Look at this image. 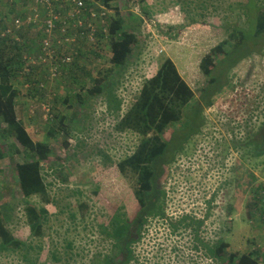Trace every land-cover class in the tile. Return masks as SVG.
I'll list each match as a JSON object with an SVG mask.
<instances>
[{"label":"rangeland","instance_id":"374dc122","mask_svg":"<svg viewBox=\"0 0 264 264\" xmlns=\"http://www.w3.org/2000/svg\"><path fill=\"white\" fill-rule=\"evenodd\" d=\"M246 2H111L108 20L116 9L123 19L136 22L135 25L139 20L142 22L137 33L138 47L133 49L127 66L113 73L117 83L110 100L105 93L92 97L84 95L100 72L111 69L110 49L103 36L97 37L88 48L82 44L70 67L62 68L58 78L51 83L33 75L34 72L27 79L12 77L14 87L19 90L17 118L33 141L45 142L52 150L42 173L51 202L45 203L37 198L29 200L37 207L45 206L49 212L40 262L54 264L48 259L49 249L54 246L61 253L67 243H71L72 251L69 264H96L106 257L118 260L120 256L113 250V240L105 238L100 229L106 225L115 207H124L122 210L130 218L134 215L135 175L120 172L117 164L134 151L140 136L130 129L120 131L116 125L136 101L144 81L156 74L166 58L173 61L181 78L192 89L194 100L198 99L207 81L199 68L200 61L213 47L229 39V27L234 23L247 27L243 11L239 9V5L245 6ZM18 3L16 0L11 8L14 14L9 16L6 11L9 6L0 0V16L6 12L8 17L22 18L23 11L26 12L29 6ZM97 5H93V10H101V4ZM21 29L11 33V37L19 39ZM25 39L36 40L37 36L32 32ZM7 44L14 45V42ZM4 48L8 53L9 48ZM258 52L251 51L227 72L226 84L211 97V105L203 108L204 124L200 133L186 141L173 161L165 166L158 180V190L164 193V200H168L166 204L181 210L197 208L202 211L200 216L215 196L221 202L212 207H216L213 215L220 217L221 227L210 225L206 229L205 244L223 240L228 244L227 254L236 253L238 256L257 249L258 264H264V155L252 157L247 162L245 152L239 151L235 177L230 173L234 156L224 162V145L231 136L229 132L236 133L238 143H245L250 133L258 136L256 134L264 123V46ZM220 57L218 55L216 60ZM218 68L216 72H219ZM36 81L42 88L35 85ZM77 94L82 96V105L75 97ZM116 101L120 103L118 111L113 107ZM54 114L58 115L55 120ZM61 115L66 118L60 123ZM179 126L177 123L170 125L164 138L168 140ZM59 128L70 136L66 137ZM49 129L57 132L53 139L48 136ZM64 142L68 143L67 148L62 146ZM12 143H15L13 138L0 140L4 151ZM19 162H22L21 155L0 159V205H16L17 219L7 226L15 238L25 241L29 239L30 231L13 169V163ZM227 183L230 191L224 192ZM171 199H174L172 205ZM82 203L88 206L83 214L79 210ZM70 214L75 217L70 218ZM212 233L214 236L210 235ZM152 234L151 226L145 229V235L141 236L144 240L131 247L135 251L134 260L126 264H153ZM164 236L165 232L158 238L160 243ZM191 242L176 241L166 245L167 249L173 246L180 250L178 254L170 255L169 264H216L205 255L202 247L198 256L191 248ZM17 259L14 256L0 257V264H20Z\"/></svg>","mask_w":264,"mask_h":264},{"label":"trees","instance_id":"16d2710c","mask_svg":"<svg viewBox=\"0 0 264 264\" xmlns=\"http://www.w3.org/2000/svg\"><path fill=\"white\" fill-rule=\"evenodd\" d=\"M97 1L106 8H110V3L115 0ZM4 2L11 8L12 2ZM239 9L243 11L242 15L246 18L247 27H240L234 23L229 27L231 30L229 39L217 44L201 59L199 68L207 81L203 85L198 99L194 100L192 89L181 78L173 61L166 58L158 67L156 74L144 81L136 101L117 123L118 130L130 129L140 136L134 151L117 164L120 172H130L135 175L133 193L139 201L140 209L139 214L132 221L128 220L126 216L123 217L125 214L120 215L119 209L116 207L113 209L110 223L101 226L100 233L105 238L113 240V250L120 257L118 260L106 257L96 264H126L134 260L135 251L131 248L135 243L134 237L142 232L143 225L153 214L155 201L159 200V197L153 195V192L159 189L158 180L162 176L165 166L173 161L174 155L182 150L186 141L194 134L200 133L204 124L203 108L211 105V97L216 95L220 88L226 84L227 72L242 58L248 56L251 51L259 53L258 51L264 46V2L247 0L245 6L239 5ZM147 15L149 14L147 13ZM20 19L24 20L25 17ZM141 22L139 20V24L135 25L136 22L123 19L118 10L113 9V16L107 20L108 34L103 35V39H106L110 49L111 69L104 73L100 72L93 79L91 88L84 92L85 97L105 93L109 100L112 98L113 87L117 83L113 73L127 66L133 49L138 47L137 33H139ZM2 25L1 21L0 26ZM31 26H40V24ZM97 36L101 37L102 33H98ZM4 47L5 41L0 39V140L13 138L15 143L7 146L6 151L0 146V159L8 155H21L22 162L13 163V169L15 170V182L23 198L24 217L30 236L25 241L13 236L7 225L17 219V215L15 216L16 205L11 206L9 203L0 205V257L14 256L16 259L18 258L17 261L20 264H44L40 262V255L43 252L42 240L49 212L45 206L37 207V205L29 203V200L37 198L45 203L51 202L48 199L47 185L42 173L43 165L49 161L52 150L45 142L33 141L17 118L16 100L19 90L14 87L12 77L16 78L21 72V60L18 54L9 56ZM218 55L221 57L216 60ZM217 68L219 72H216ZM35 85L42 88L37 85V82ZM75 97L82 105L84 102L82 96L77 94ZM119 106L120 103L116 101L113 106L114 110L118 111ZM57 116V114L53 115L54 120ZM65 118V115H61L59 122L61 123ZM175 123L180 125L179 128H176L171 137L166 140L163 136L165 130ZM59 130L66 137L70 136L68 132H64V129L59 128ZM56 135L55 129L48 130V136L51 139ZM256 135L258 136L254 137L253 135L250 147L249 142L244 144L245 160L249 156L264 155V123ZM62 146L67 148L68 143L64 142ZM87 208L85 203L79 204L81 214ZM74 217L75 214H70V218ZM202 248L205 250V255L215 260L216 264H224L227 261L230 264L235 262L236 264H258L259 250L257 249L250 254L240 256L236 253L227 254L228 244L223 240L208 241ZM175 250L177 249L172 247V251ZM71 254V243H67L61 253L52 246L48 251V259L54 264H69L72 259ZM169 263L168 257L166 262L159 261L156 264Z\"/></svg>","mask_w":264,"mask_h":264},{"label":"crops","instance_id":"0c3cea01","mask_svg":"<svg viewBox=\"0 0 264 264\" xmlns=\"http://www.w3.org/2000/svg\"><path fill=\"white\" fill-rule=\"evenodd\" d=\"M81 1L83 5L79 8L78 16L80 17L72 18L71 16L73 12L75 13V10H76L74 6L75 0H46V2L44 0V2L42 3H35L33 0H17V2H19L18 5L21 2V4L27 3L26 6H29L26 12L23 11L22 17L26 18L31 13V7L35 8L37 11V15H38L36 19L37 20L36 23H39L40 26H42V28H40V26H31V25L22 27L21 29L22 31L18 33L19 39L17 38L13 39L11 35L4 36V37L1 36V33L3 31H5L8 27L12 26L13 19H15L16 17H8L6 12L3 13L4 17L0 16L1 17L0 20L3 22V25L0 26V28H2L0 29V39H3L5 41V47L9 48L8 49L9 56L14 55L12 48L17 50L18 53L20 54L19 56L21 60L20 70L24 74V76H22L19 73L18 76L21 79H27L28 77L32 76L34 72L33 75H38L39 77L45 79V81L49 83L55 81L60 75L62 69L55 77H52L49 73V69L51 67L50 62L57 63V60L60 55L62 54L66 55L70 53L71 57L69 56V63L61 66L63 69H66L70 67V65L72 64L73 59L75 58L74 55L79 53V49H80L79 47L82 44L86 45V47L88 48L90 44H93L95 40H97L98 33H102V36L103 35L106 36L108 34V31H107V27H108L107 20L109 16L108 8H106L99 1L97 3V0H81ZM15 2L16 0L12 2L11 8L15 6ZM94 4H98L97 6L101 4L102 6L100 5V8H103L104 10H106V17H104L105 19L98 18V17H96L95 19H91L90 15H92L93 12L99 13L101 11L98 8L93 10ZM11 8L8 7L6 10L9 16H11L13 13ZM50 15H54L58 17L56 22L54 23V32L52 33V37L50 39L51 40L50 49L53 52L52 53L53 58L48 59V57H46L45 61L43 62H46V61H50V62L41 63V62H38L37 58L39 54L40 56L44 54L42 51V41L44 39L43 24L49 18ZM89 24H91L92 27L94 28V33H93V37L95 36L94 42L88 41L89 33H90V30L88 29ZM63 28L66 29L65 32H62ZM32 32L36 34L37 39L36 40L31 39V41H26L25 37L28 36ZM9 42H12V43L14 42V45H8L7 43ZM30 60H35L36 64L33 67V69L30 70V72L25 73L24 72L25 64L29 62Z\"/></svg>","mask_w":264,"mask_h":264},{"label":"flooded vegetation","instance_id":"af4514ba","mask_svg":"<svg viewBox=\"0 0 264 264\" xmlns=\"http://www.w3.org/2000/svg\"><path fill=\"white\" fill-rule=\"evenodd\" d=\"M238 92V91H237ZM231 133V136L229 139L225 141L224 145V162H228V159H231V156H234L233 160L234 163L231 162V165L234 166L230 170V173L233 174V177L237 175V164H238V152L244 151V144L249 142V147L251 146V143L253 141V135H249L246 138L245 143H238L237 142V135L234 131L229 132ZM199 133L194 134V136L198 135ZM193 137V136H192ZM219 152L217 151V155ZM223 154V153H222ZM221 155V153H220ZM219 157V156H218ZM252 159V156H249V159H246L245 161H250ZM243 160V159H242ZM241 160V162H242ZM172 162V161H171ZM170 162V163H171ZM169 163V164H170ZM230 184L227 183L224 186V192L230 191L229 187ZM228 188V190H227ZM221 189V187L219 188ZM153 195L159 197L158 201H155V204L153 206V214L149 216L145 224L143 225V230L139 235H135V243H141L144 238L141 237L142 235H145V229L149 228L150 226L153 228V234L151 235V239L153 240V264H156L157 262H163L167 261L168 257L170 258V255H176L180 252L175 250L172 251V248L169 247L167 249L168 244H171V242H182L184 244L186 240L189 242L192 241L191 248L193 251L200 256L201 254L199 251L201 250V247H204L205 244V234L206 229L210 228V225H219L218 228L221 227L220 225V217H216L213 215V211L216 210L215 208H212L216 204H220L221 201H217L215 199V196L213 197L214 200L210 201L208 203L207 208L205 207V210H203L202 216L199 214L202 212H199L197 208L194 210H187V209H179L176 206H170L167 203L168 200H164V193L161 190H156L153 192ZM134 199V205H135V212L133 217H128L126 213L122 210L124 207L119 209L120 215H123V217H127L128 220L132 221L139 213V201L137 200L134 193L132 194ZM167 196V195H166ZM172 201L174 199H171L170 204L172 205ZM193 210V211H192ZM113 216V213L109 217L106 225H108L111 221V218ZM230 218V217H229ZM209 219L210 222H207ZM212 221V222H211ZM213 229H217V227H214ZM165 232V236L162 238V243H160V236H162V233ZM214 236V235H213ZM215 238V237H214ZM190 243V244H191ZM170 246V245H169ZM173 247V246H172ZM170 252V253H168ZM137 257V256H136Z\"/></svg>","mask_w":264,"mask_h":264},{"label":"built area","instance_id":"2783aa9c","mask_svg":"<svg viewBox=\"0 0 264 264\" xmlns=\"http://www.w3.org/2000/svg\"><path fill=\"white\" fill-rule=\"evenodd\" d=\"M3 1H9L10 3L13 1V0H3ZM35 3H42L44 2V0H33ZM46 2V0H45ZM83 5L82 1L81 0H75V13L73 12L72 14V18L75 17V18H79L80 16L79 15V8ZM74 8V9H75ZM101 11L99 13H94L92 15H90L91 19H95L96 17L98 18H104L106 17V10H104L103 8H100ZM38 15H37V11L35 8H32L31 9V13L30 15H28L24 20L22 19H19L18 17H16L15 19H13V22H12V26L11 27H8L5 31H3L1 33V36L4 37V36H9L11 35V33L15 32V31H18L20 30L23 26H27V25H36V24H39V23H36V19H37ZM58 17L54 16V15H50L49 18L45 21V23L43 24L44 26V39L42 41V51H43V55L38 56L37 60L38 62H41V63H46V62H50V61H46V62H43L45 61L46 57H48V59H52L53 58V55H52V51H51V37H52V33L54 32V23L56 22ZM105 19V18H104ZM0 23H1V20H0ZM88 29L90 30V33H89V42H94L95 40V36L93 37V33H94V28L92 27L91 24L88 25ZM66 29L63 28L62 29V32H65ZM69 56L71 57V54L68 53V54H62L59 56L58 60H57V63H54V62H50L51 63V67L49 69V73L52 77H55L59 72H60V69H61V66L64 65V64H68L69 63ZM36 64V61L35 60H30L29 62H27L25 64V67H24V72L25 73H28L30 72L31 69H33V67L35 66ZM22 76H24V74L21 72H19ZM212 262V261H210Z\"/></svg>","mask_w":264,"mask_h":264}]
</instances>
